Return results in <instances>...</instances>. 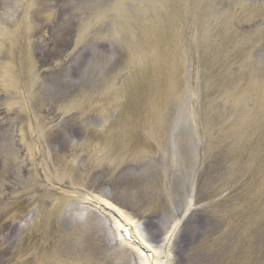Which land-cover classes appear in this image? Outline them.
I'll return each mask as SVG.
<instances>
[{
	"label": "rangeland",
	"instance_id": "obj_1",
	"mask_svg": "<svg viewBox=\"0 0 264 264\" xmlns=\"http://www.w3.org/2000/svg\"><path fill=\"white\" fill-rule=\"evenodd\" d=\"M98 200L163 264H264V0H0V264H140Z\"/></svg>",
	"mask_w": 264,
	"mask_h": 264
},
{
	"label": "bare ground",
	"instance_id": "obj_2",
	"mask_svg": "<svg viewBox=\"0 0 264 264\" xmlns=\"http://www.w3.org/2000/svg\"><path fill=\"white\" fill-rule=\"evenodd\" d=\"M8 44L9 49L12 48V44H13V40L11 38L6 39V45ZM177 44L174 42V45H172L171 49H163V53L166 52V55L164 57V62L165 64H163L162 66H164L162 68V70H164L165 67H170V69L168 70L169 72L171 71V75L172 78L169 81V84H173L176 83V79H178L179 75L181 74V63H182V59L179 57V53L178 51H176V47ZM11 50V49H10ZM4 65V72L6 74L7 80L9 81L10 77V64H3ZM168 72V73H169ZM156 82V80H155ZM159 85L158 83L155 84V88L156 90L159 89ZM160 90V89H159ZM178 90H176L174 87L170 86L169 90H168V95L165 96L164 93L161 97V100L157 101L156 103H152L151 105L153 107H151L149 109L148 112V116H146L145 118H143L144 122L140 128V130L143 131V134H141L147 141L150 140L151 138L155 137L157 138V143H161V137L163 136V134L165 135V131H166V120L168 118V114H169V108L166 107L165 104H169V105H174L177 103L178 98L174 97L176 96ZM159 92V91H158ZM161 93V92H160ZM157 96L159 95L158 93H156ZM167 98V99H166ZM165 107V108H163ZM153 129L152 133L151 130ZM127 146H128V142L126 140V142L124 143V147L125 150L127 151ZM10 146L7 147L6 153L3 157V161L2 163L6 162L7 160L10 161L11 154H10ZM139 156V155H138ZM3 163V164H4ZM101 203L104 204V206L110 208L121 220L124 221L125 225L129 228V231L132 235V237L137 241V243L139 245H141L142 247L146 248L147 250L152 252V259H149L146 257V255H144L140 250H138L137 247H131V244L126 241L123 237H122V231L124 230V226L121 225L118 221H116L115 219H113L112 217L108 216L110 219V221H112L111 223L113 224V228L114 231L117 235V237L119 238V240L121 241V245L123 246H127L130 249H133L134 251H136V254L139 258L140 264H163L162 261H160V248L166 247V243H168L170 236L174 233V229L176 228V226H173L172 231H167L166 234H170L169 236H165V240L163 238V243L162 247L158 248V246H153L151 243V239L147 238L146 235L143 234V232L141 231L138 223L133 220L127 213L123 212L122 210H120L119 208L115 207L114 205L107 203L104 200H100ZM103 210V209H101ZM155 234V232L153 233Z\"/></svg>",
	"mask_w": 264,
	"mask_h": 264
},
{
	"label": "water",
	"instance_id": "obj_3",
	"mask_svg": "<svg viewBox=\"0 0 264 264\" xmlns=\"http://www.w3.org/2000/svg\"><path fill=\"white\" fill-rule=\"evenodd\" d=\"M124 232H125V236L128 237V231L125 230ZM149 256H150V254H149Z\"/></svg>",
	"mask_w": 264,
	"mask_h": 264
}]
</instances>
